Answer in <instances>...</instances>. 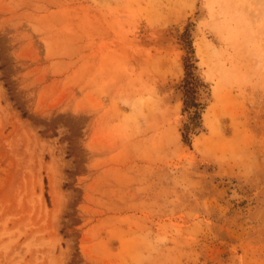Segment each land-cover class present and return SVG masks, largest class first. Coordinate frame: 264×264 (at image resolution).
Returning a JSON list of instances; mask_svg holds the SVG:
<instances>
[{
	"label": "rangeland",
	"instance_id": "rangeland-1",
	"mask_svg": "<svg viewBox=\"0 0 264 264\" xmlns=\"http://www.w3.org/2000/svg\"><path fill=\"white\" fill-rule=\"evenodd\" d=\"M0 264H264V0H0Z\"/></svg>",
	"mask_w": 264,
	"mask_h": 264
},
{
	"label": "trees",
	"instance_id": "trees-1",
	"mask_svg": "<svg viewBox=\"0 0 264 264\" xmlns=\"http://www.w3.org/2000/svg\"><path fill=\"white\" fill-rule=\"evenodd\" d=\"M188 62L189 61L187 59L186 60L187 78L185 80V96L187 99L190 97V94H191L190 91L192 90L191 86L193 85L192 81L194 80L193 75H191V73L189 71L191 66L189 65ZM187 105H188V103H187Z\"/></svg>",
	"mask_w": 264,
	"mask_h": 264
},
{
	"label": "bare ground",
	"instance_id": "bare-ground-1",
	"mask_svg": "<svg viewBox=\"0 0 264 264\" xmlns=\"http://www.w3.org/2000/svg\"><path fill=\"white\" fill-rule=\"evenodd\" d=\"M54 188H55V186H54ZM58 192V191H57Z\"/></svg>",
	"mask_w": 264,
	"mask_h": 264
}]
</instances>
